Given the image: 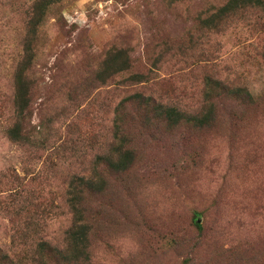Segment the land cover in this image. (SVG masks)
<instances>
[{
    "label": "rangeland",
    "instance_id": "obj_1",
    "mask_svg": "<svg viewBox=\"0 0 264 264\" xmlns=\"http://www.w3.org/2000/svg\"><path fill=\"white\" fill-rule=\"evenodd\" d=\"M48 1L0 0V264H86L60 253L74 176L105 180L89 264H264V0L219 22L230 0ZM120 140L134 160L111 171Z\"/></svg>",
    "mask_w": 264,
    "mask_h": 264
},
{
    "label": "trees",
    "instance_id": "obj_2",
    "mask_svg": "<svg viewBox=\"0 0 264 264\" xmlns=\"http://www.w3.org/2000/svg\"><path fill=\"white\" fill-rule=\"evenodd\" d=\"M60 0H49L48 3H55ZM261 3V0H230L227 4L221 6L219 10L210 16V19H216V21L219 22L218 19H221L225 14L229 13L233 8L243 5L244 7L252 5V4H259ZM119 71V70H118ZM22 72L19 74V80H22ZM141 77H138L136 79H139ZM209 81H211V77H208ZM23 82V81H22ZM239 92H244V95L247 97L246 99H250L253 97V94L245 87H240ZM27 94L25 92L20 95V98L22 99V105H21V111H24L27 105L26 96ZM139 101L141 104L149 106L154 105L158 111L160 116L167 120L170 119L171 121L177 123L179 121L184 120L185 112L179 110L176 106H169L165 105L163 103H157L155 99L151 96H145L143 93H135L130 96V103ZM214 108L213 103L211 104V108L207 111H204L200 116L197 114V116H194V120L196 119L197 123L200 125H204L206 123H209L210 121L214 120ZM119 122V121H118ZM118 124V123H117ZM120 125L115 126L116 129V135L120 133V137L126 138V135L120 130L121 127H123V122H119ZM27 134V132L24 133V131L21 128L20 122H18L13 128L10 129V136L14 139H22ZM21 137V138H20ZM114 153H110V157L107 158V165L108 168L116 171H125L127 170L131 164L133 163V150L128 145H126V142L120 140L119 146L115 148ZM97 182L94 181L93 178L88 177L87 179L83 176H74L70 183L67 190V196H68V205L73 209V216L75 222H73L72 229H69L67 232L66 240L67 244L63 248V250L60 253H63L64 258H70L72 257L76 258V260H80L86 264H89L90 260V254H89V224L87 223L85 213H86V207L84 206V199L85 195L90 194V192H93L95 189H98L96 187H102V183H105L104 179H101V181ZM46 248V245L42 246V249ZM51 253L54 251L53 249L50 250ZM47 255H44L43 259H38L39 264H48L47 261ZM6 259V262L11 260V257L9 254H4L2 248L0 247V263L4 262Z\"/></svg>",
    "mask_w": 264,
    "mask_h": 264
}]
</instances>
